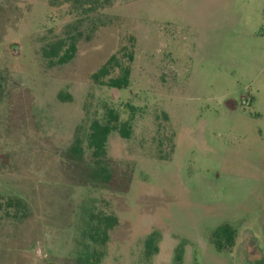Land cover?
<instances>
[{
  "label": "rangeland",
  "instance_id": "rangeland-1",
  "mask_svg": "<svg viewBox=\"0 0 264 264\" xmlns=\"http://www.w3.org/2000/svg\"><path fill=\"white\" fill-rule=\"evenodd\" d=\"M113 54L133 55L126 89L92 78ZM108 107L133 131L101 183L87 136ZM87 210L119 220L97 264H264V0H0V264H78Z\"/></svg>",
  "mask_w": 264,
  "mask_h": 264
},
{
  "label": "trees",
  "instance_id": "trees-1",
  "mask_svg": "<svg viewBox=\"0 0 264 264\" xmlns=\"http://www.w3.org/2000/svg\"><path fill=\"white\" fill-rule=\"evenodd\" d=\"M125 48L121 49L122 52ZM77 52V39L72 41L59 40L48 48L44 49V56L49 59L51 65L64 64L69 62ZM124 55L113 54L110 58L92 75L93 80L102 85H107L112 88L126 89L131 82V62L134 59L132 54H129V60L124 61ZM118 69L117 75H112ZM108 77V80L105 78ZM113 131H119L121 136L130 137L133 131L130 120H123L119 111L113 107L106 108L104 119H94L91 122L89 133L87 136L88 148L92 150L94 159L93 167L85 168V174L89 178L101 183H109L112 180V172L103 164V158L106 154L107 142L110 134ZM85 148L82 138L77 137L72 146L67 150L66 157L75 163L83 161ZM6 205L14 207L17 212L25 210L26 203L21 198H9ZM118 217L114 213L104 212L102 210H87L85 224L82 230L83 241L80 242L81 252L77 257L78 264H97L102 261L107 252V245L110 239L111 231L118 225ZM214 244L217 249L231 251L236 244L237 230L229 224L222 225L213 236ZM157 235L152 234L147 244L156 243ZM149 249V254L157 252ZM184 251L181 249L177 253V258L180 259ZM85 255V256H84ZM179 262V261H178Z\"/></svg>",
  "mask_w": 264,
  "mask_h": 264
}]
</instances>
